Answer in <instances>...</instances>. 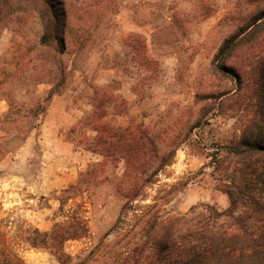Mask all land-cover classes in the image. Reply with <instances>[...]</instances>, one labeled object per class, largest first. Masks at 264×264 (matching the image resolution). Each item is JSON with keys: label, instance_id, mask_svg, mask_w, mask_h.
<instances>
[{"label": "rangeland", "instance_id": "obj_1", "mask_svg": "<svg viewBox=\"0 0 264 264\" xmlns=\"http://www.w3.org/2000/svg\"><path fill=\"white\" fill-rule=\"evenodd\" d=\"M59 1L65 10L66 49L60 57L65 81L38 116L37 127L0 156V232L26 264H62L49 250L31 247L26 229L47 231L64 221L63 215L79 212L89 231L64 243L67 264H125L149 216L163 220L199 203L228 207L210 153L240 135L238 95L225 98L242 89L233 77L214 70L213 62L224 41L264 11V0ZM7 2L13 5L0 18V119L8 101L26 111L46 96L53 66V53L37 47L42 25L35 7ZM251 54L244 46L228 64L246 72L254 62ZM112 81L128 108L110 123H142L158 155L172 157L122 214L127 198L113 180L123 172L122 161L108 164L100 177L69 194L61 211V191L102 159L85 149L81 131L71 129L90 108L85 98L90 86ZM209 93L215 97L195 102L196 94ZM157 166L158 160L152 168ZM259 187L264 191V182Z\"/></svg>", "mask_w": 264, "mask_h": 264}, {"label": "trees", "instance_id": "obj_2", "mask_svg": "<svg viewBox=\"0 0 264 264\" xmlns=\"http://www.w3.org/2000/svg\"><path fill=\"white\" fill-rule=\"evenodd\" d=\"M32 4L39 14L42 35L37 45L40 51L53 53L51 88L46 96L37 97L31 108L8 101V109L0 119V156L19 146L27 132L37 127L53 94L60 91L66 69L60 57L65 53V10L59 0H21ZM0 18L11 11L13 4L0 0ZM20 2V0H19ZM5 7V9H4ZM248 46L253 63L246 72H240L230 63L232 55ZM214 70L233 77L241 91L225 99L236 101L240 135L227 145H217L210 153L212 173L217 174L229 205L219 209L216 205L199 203L186 213L174 214L159 220L149 216L144 220L140 237L133 242L125 264H264V11L255 14L236 35L227 38L213 62ZM246 79V82H244ZM244 82V84H243ZM110 82L90 86L86 99L90 106L71 129L83 133L85 149L102 157L81 172L77 182L61 191L60 210L69 194L98 178L108 164L123 162V172L113 177L122 197L127 198L121 214L130 207L135 197L142 196L144 187L152 182L158 170L169 164L172 153L158 155L153 137L142 123L126 126L111 124L115 117L127 113L128 103ZM237 92V93H236ZM213 93L196 94L195 102L214 98ZM222 101L217 109L222 106ZM206 113L204 112L203 115ZM87 131L93 135L87 134ZM158 160L154 169L153 163ZM66 219L54 222L51 229L41 231L27 228L25 239L31 247L43 248L62 264L70 261L63 246L68 240L88 235L86 219L79 212L63 215ZM122 220L120 215L118 222ZM0 264H26L12 248L4 233L0 232Z\"/></svg>", "mask_w": 264, "mask_h": 264}, {"label": "crops", "instance_id": "obj_3", "mask_svg": "<svg viewBox=\"0 0 264 264\" xmlns=\"http://www.w3.org/2000/svg\"><path fill=\"white\" fill-rule=\"evenodd\" d=\"M216 205V204H215ZM217 206V205H216ZM227 206V204L225 203L224 205H223V208H225ZM218 207V206H217Z\"/></svg>", "mask_w": 264, "mask_h": 264}]
</instances>
